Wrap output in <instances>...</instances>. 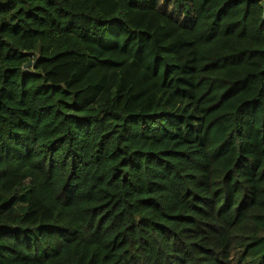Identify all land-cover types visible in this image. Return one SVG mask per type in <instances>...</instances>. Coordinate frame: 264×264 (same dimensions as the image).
Returning <instances> with one entry per match:
<instances>
[{
    "label": "trees",
    "instance_id": "1",
    "mask_svg": "<svg viewBox=\"0 0 264 264\" xmlns=\"http://www.w3.org/2000/svg\"><path fill=\"white\" fill-rule=\"evenodd\" d=\"M0 264H264V0H0Z\"/></svg>",
    "mask_w": 264,
    "mask_h": 264
},
{
    "label": "rangeland",
    "instance_id": "2",
    "mask_svg": "<svg viewBox=\"0 0 264 264\" xmlns=\"http://www.w3.org/2000/svg\"><path fill=\"white\" fill-rule=\"evenodd\" d=\"M179 17H182V12L181 11H176L175 12Z\"/></svg>",
    "mask_w": 264,
    "mask_h": 264
},
{
    "label": "water",
    "instance_id": "3",
    "mask_svg": "<svg viewBox=\"0 0 264 264\" xmlns=\"http://www.w3.org/2000/svg\"><path fill=\"white\" fill-rule=\"evenodd\" d=\"M29 64H30V65H32V63H31V62H30Z\"/></svg>",
    "mask_w": 264,
    "mask_h": 264
}]
</instances>
